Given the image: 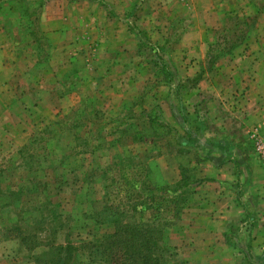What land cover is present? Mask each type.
Segmentation results:
<instances>
[{"label":"rangeland","instance_id":"1","mask_svg":"<svg viewBox=\"0 0 264 264\" xmlns=\"http://www.w3.org/2000/svg\"><path fill=\"white\" fill-rule=\"evenodd\" d=\"M257 59L264 0H0L3 257L115 264L97 245L121 220L159 227L161 264L204 258L205 130L168 97L193 102L205 64Z\"/></svg>","mask_w":264,"mask_h":264},{"label":"crops","instance_id":"2","mask_svg":"<svg viewBox=\"0 0 264 264\" xmlns=\"http://www.w3.org/2000/svg\"><path fill=\"white\" fill-rule=\"evenodd\" d=\"M199 82L201 87L196 86L200 89L190 98L193 102H184L182 96L168 97L171 119L179 118V102L181 110L183 106L192 108L188 110L190 118L200 115L198 126L189 128L185 123L186 129L205 130V205L196 212L205 216V225L194 221L191 226L202 233L195 234L192 243L204 245L205 256L195 259L194 264H234L247 259L258 262L253 251H264V173L251 133L264 132V61L205 64V79ZM171 83L169 80L166 85ZM184 113L188 119L190 115ZM231 231L246 239L245 246L244 239L238 243L244 250L232 249L237 240L229 237ZM3 243L0 240V264H11L3 257Z\"/></svg>","mask_w":264,"mask_h":264},{"label":"trees","instance_id":"3","mask_svg":"<svg viewBox=\"0 0 264 264\" xmlns=\"http://www.w3.org/2000/svg\"><path fill=\"white\" fill-rule=\"evenodd\" d=\"M116 214L121 215L119 211ZM113 223L114 230L106 234L105 239L97 245L99 253L104 257L103 262L111 260L115 264H161L163 258L158 254L159 236L155 235L160 229L155 228L152 221L125 223L113 220Z\"/></svg>","mask_w":264,"mask_h":264},{"label":"built area","instance_id":"4","mask_svg":"<svg viewBox=\"0 0 264 264\" xmlns=\"http://www.w3.org/2000/svg\"><path fill=\"white\" fill-rule=\"evenodd\" d=\"M251 140L254 151L264 173V132L261 133L258 130H253L251 133Z\"/></svg>","mask_w":264,"mask_h":264}]
</instances>
